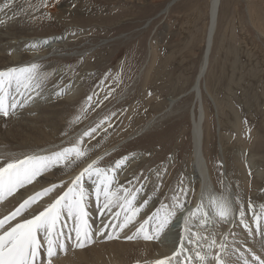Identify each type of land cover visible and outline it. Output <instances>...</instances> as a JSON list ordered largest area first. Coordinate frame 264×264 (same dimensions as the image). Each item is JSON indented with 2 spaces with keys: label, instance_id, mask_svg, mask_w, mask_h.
Listing matches in <instances>:
<instances>
[{
  "label": "rangeland",
  "instance_id": "1",
  "mask_svg": "<svg viewBox=\"0 0 264 264\" xmlns=\"http://www.w3.org/2000/svg\"><path fill=\"white\" fill-rule=\"evenodd\" d=\"M16 1L27 16L28 37L46 39L67 33L59 48L47 49L42 59L47 67L57 69L62 79L79 80L83 87L80 97L72 102L80 112H74L75 120L62 126L60 135L49 145L59 144L71 134L77 138L89 122L97 131L86 140L89 146L81 149L97 154L114 148L98 167L109 168L121 158H133L136 163L131 174L148 171L146 178L155 182L162 178L159 196L163 199L175 191L179 195L184 184L181 179L175 182L180 163H188L191 144H196L191 136L190 112L195 97L190 88L203 56L209 0ZM59 83L44 82V90L59 91ZM204 86L217 106V117ZM201 88L206 113L204 155L216 190H230L218 161L219 143L224 145L223 157L231 172L226 176L231 184L239 185L240 170L247 180L244 192L235 188L237 205L264 208V0H221ZM55 96L50 94L49 101ZM15 97L19 100L20 96ZM175 98L178 100L170 106L169 100ZM150 119H155L151 127L136 136V130ZM236 149L257 159L262 176L258 177L240 154L235 155ZM67 164L76 166L74 160ZM193 168L201 175L198 167ZM172 185H176L174 190ZM251 238L252 233L247 235V240Z\"/></svg>",
  "mask_w": 264,
  "mask_h": 264
},
{
  "label": "bare ground",
  "instance_id": "2",
  "mask_svg": "<svg viewBox=\"0 0 264 264\" xmlns=\"http://www.w3.org/2000/svg\"><path fill=\"white\" fill-rule=\"evenodd\" d=\"M6 4L7 7H5ZM220 5L221 0H209L208 22L205 33L203 56L201 58L197 74L190 88L193 97H195L190 112L191 136L194 138L196 144H191L192 150L188 157L189 164L186 162L180 163V170L178 169L179 173L177 172V179L175 180L176 182L181 179L184 182L183 186L181 187L183 191H181V193L178 195L180 203L184 205L183 211H177L176 217L173 219L172 223L161 233L159 240L145 241L142 238L128 240L126 237L128 235H132L135 232L140 223H142L145 218H147L146 215L154 212L160 207L161 203H172V197L173 195H177V193L176 191L173 194L168 193L165 195V199L161 198L159 196V192L161 187H163V179L161 178V180H159V178H157L159 181L156 180L155 182V179L152 180L150 178H146L145 175L148 172L146 170V173L141 175H137L136 173L131 174V168H134L136 161L133 158L127 157L125 164H123L121 168L115 169V183L112 187L113 189H116L117 187L128 190L140 189V191L137 193L135 206H140L144 200L148 201L147 206L142 208L133 223L124 228L123 231H121L118 227L113 228L112 226H108L105 229V234L100 235L99 232L109 221H111L112 224H119L123 220V213H121V217L119 220H117L114 218V213L116 211H120V209L114 207L112 212L103 210V215H101L102 208L100 205L103 202V198H101V201L98 204L95 198L96 177L93 176L89 178L85 176L82 183L86 191L90 193L86 201V210L88 213L87 219L90 230L93 234V242L82 249L75 248L71 242H69V251L66 254L60 253L54 259V264H144L145 261H152L157 258L170 255L178 245L179 233L181 230L180 226L183 224L184 218L188 216L190 212H195V210L201 205L202 212H209V223L207 224L206 229L198 227L200 220L203 218L199 213H197V217L195 219L190 221V226H196L194 227V231L200 232L201 235L211 236L214 234L218 243L221 240H224L227 245V252L229 253V255L226 257L229 264H244L242 261L245 260H248L249 264H257V262H254L252 259L253 255L264 259V220L259 221L260 227L258 229L257 225L254 224L256 221L254 222L253 218V212L259 215L262 208L256 206L253 207L247 203L246 205H243V203H239L237 205L238 202L236 203V190L238 189L239 192L242 193L247 187V180L244 175V171L240 170L238 174L236 173L238 175L237 179L239 185L234 184L236 185L234 186L231 184L230 179H228V175L226 176V174L230 171H227L228 164L225 163V159L223 157L222 147L224 145L220 146L218 143V154L220 157V160L218 159V161L222 164L221 170L225 172V177H227L225 184L226 188L228 187L230 189H225L223 193H219L216 190L215 182L213 181L211 175V170L209 167L210 164L204 155L205 136L203 125L206 120V113L202 103L203 91L201 86L208 72L209 57L218 23ZM22 9L24 8H21L19 2L16 0L14 3H12V0H0V70H6L12 67H27L35 63L39 65V71L46 78L53 77L45 79L44 82H52L53 85L60 82L57 86H60L61 90L56 91L53 88H48L45 91L44 88L46 86L43 85L42 88L38 90L39 95H36V90L26 91L21 89L20 94H18L15 90L11 91L9 100H11L12 94H14V96L17 97L20 96L18 101L21 104L24 103L25 98H28V103L24 107H18L15 115L9 117L8 119L0 117V165L13 158H23L28 155H50L53 152L63 149V145L70 142L73 143V141L77 138L81 139L82 143H80V147L82 148L83 145L87 144L86 140L90 139L97 131L95 130L90 137L83 136L84 132L89 131L90 129L92 130L90 123L88 122L84 129L86 127L87 128L79 136H77V138H75V135L71 134L70 136L63 139L59 144L49 145L60 135L63 128L67 127V122L69 120L72 122L74 118V112L76 114L80 112L79 107L78 110L77 108L75 109L72 102L80 97L83 87L81 86L82 84L79 80L67 81L66 79H62L63 77L59 75L60 73L57 72L58 70L47 67V61L45 62L44 58L42 59V57L46 55L47 49H51L53 47L54 49L59 48L62 42L66 39L67 33L46 39H42L40 37L33 39L28 37L26 33L28 31L26 30H29V28H27L29 23L26 21L27 16ZM50 40L53 41L50 42ZM45 41H47V43L43 44ZM32 45H35V47H32ZM55 75L57 77H54ZM52 84H48V86H51ZM203 88L205 90V86ZM58 92L60 93L59 95H57ZM50 94L56 95L52 101H49ZM209 94L210 93L205 90V95L208 96L210 102L215 107L214 111L217 117V106H215L216 104H214L215 102ZM177 100L178 98H175L174 100L170 99L169 105L171 106ZM56 106L57 108H55ZM154 121L155 119L148 120L140 129L136 130L135 135L137 136L143 132H146L154 123ZM219 128L220 125L216 128L218 134ZM98 143L100 144L101 142ZM91 144L92 142L90 145ZM99 144L97 146L98 148ZM87 146L89 145L87 144ZM215 148L212 147L211 150H214ZM249 148L251 149V147ZM112 149L114 148L107 147L97 154L93 153L94 155L92 154L94 150H92V152L91 150H86V159L82 157L80 160H76L73 157H70L68 161L52 166L43 175L37 177L33 183L20 188L12 196L7 197L3 202H0V217L1 215H7L10 213L24 199H27L34 193L39 192L46 187H50L52 184H60L61 182H64V189L57 188L53 193L44 197L38 203L33 204L31 208L25 213V215L31 216V214L35 213L37 210H42V208L47 203H50L58 193L66 189L71 180L74 179V177L78 175L88 163L96 160L98 161L99 165L103 157H106L108 152L110 150L112 151ZM241 151L238 152L236 149L235 155L240 154L239 156L241 159L244 160L245 163H247L251 169L254 170L253 172H256L258 177L262 176V169L258 165V162L256 161L257 159L255 160L252 156L245 155L243 152L241 153ZM70 160H74L76 166L68 165L67 163ZM193 160L195 161L194 164ZM173 161L174 160L171 161V165L173 164ZM232 163L235 162L233 161ZM114 165L112 167H114ZM193 166L199 168L201 175L196 174L195 168H193ZM175 187L176 185H172V188L170 186L171 190H174ZM212 198H226L231 203L233 215L229 218L228 223L215 222L216 217L211 212ZM238 200L240 202L242 198L239 196ZM241 212H243V216L241 215ZM17 219L20 218L18 217ZM245 224H247V228L245 227ZM67 225L68 228H71L73 226V221L68 220ZM68 228L65 229L66 232L68 231ZM253 229L254 231L256 230L255 233H253ZM117 233L118 235H116ZM250 233L253 234V238L250 240L251 243H249L250 241L247 240V235ZM109 235H112L113 238L109 239ZM225 237L226 240L224 239ZM43 264H46V259L43 260ZM211 264H215V261H211Z\"/></svg>",
  "mask_w": 264,
  "mask_h": 264
},
{
  "label": "snow or ice",
  "instance_id": "3",
  "mask_svg": "<svg viewBox=\"0 0 264 264\" xmlns=\"http://www.w3.org/2000/svg\"><path fill=\"white\" fill-rule=\"evenodd\" d=\"M7 7V4L5 5ZM44 43H47L45 41ZM35 47V45H32ZM46 77L39 71L38 64H31L27 67H12L0 70V117L8 119L15 115L18 107H24L28 98L21 104L15 96L9 97L11 91L18 94L23 90H36V95L44 83ZM60 93L58 92L57 95ZM91 97L88 100L91 101ZM95 129L86 131L83 136L90 137ZM81 140H78L71 147H65L50 155H28L23 158H13L0 165V202L12 196L20 188L33 183L37 177L43 175L52 166L68 161L70 157L80 160L86 155V150L81 149ZM127 157L115 162L114 167H98V161L88 163L78 175L71 180L65 190L58 193L50 203H47L42 210H37L31 216L25 213L33 204L38 203L44 197L53 193L57 188L64 189V182L52 184L32 196L24 199L14 210L0 218V264H43L39 261L41 250L46 253V264H54V259L60 253L69 251V242L78 249H82L93 242V234L88 223L86 201L90 195L83 186L85 176L96 177L95 198L103 210L112 212V209L119 208L114 213V218L119 220L123 213V220L119 224H112L109 221L99 232L105 234L108 226L118 227L121 231L133 223L139 212L148 204L144 200L140 206H135L137 190L113 189L115 183V169L125 164ZM183 191V189H181ZM211 212L216 217L215 222L228 223L233 215L231 203L226 198H212ZM251 207V206H250ZM184 205L180 203L178 195H173L172 203H161L150 216L147 217L128 240L142 238L145 241L159 240L161 233L167 228L176 217L177 211H183ZM202 205L195 212H190L184 218L180 226L179 241L177 247L170 255L157 258L152 261H145L144 264H229L226 257L227 245L224 240L217 242L215 235H201L190 226V221L199 213L203 218L198 227L205 228L209 223V212L201 211ZM243 216V212H241ZM20 219H17V218ZM253 218L259 229L260 220H264V208L258 215L253 212ZM73 221V226L68 228L67 221ZM15 221V223H13ZM247 228V224H245ZM68 228L66 232L65 229ZM118 235V233L116 234ZM109 239L113 238L109 235ZM226 240V237L224 238ZM254 262L264 264V259L253 255ZM244 264H249L248 260Z\"/></svg>",
  "mask_w": 264,
  "mask_h": 264
}]
</instances>
